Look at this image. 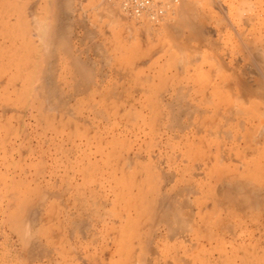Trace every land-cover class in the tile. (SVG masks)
I'll use <instances>...</instances> for the list:
<instances>
[{
	"label": "rangeland",
	"instance_id": "374dc122",
	"mask_svg": "<svg viewBox=\"0 0 264 264\" xmlns=\"http://www.w3.org/2000/svg\"><path fill=\"white\" fill-rule=\"evenodd\" d=\"M157 1L0 0V264H264V0Z\"/></svg>",
	"mask_w": 264,
	"mask_h": 264
},
{
	"label": "built area",
	"instance_id": "2783aa9c",
	"mask_svg": "<svg viewBox=\"0 0 264 264\" xmlns=\"http://www.w3.org/2000/svg\"><path fill=\"white\" fill-rule=\"evenodd\" d=\"M117 3L121 14L132 19L145 18L150 22H156L164 13L157 0H117Z\"/></svg>",
	"mask_w": 264,
	"mask_h": 264
},
{
	"label": "bare ground",
	"instance_id": "6f19581e",
	"mask_svg": "<svg viewBox=\"0 0 264 264\" xmlns=\"http://www.w3.org/2000/svg\"><path fill=\"white\" fill-rule=\"evenodd\" d=\"M65 10H66V9H65ZM65 10H64V11H65ZM66 12H67V11H66ZM67 20H68V19H67ZM32 21H33V20H32ZM88 34H89V33H88ZM242 36H243V35H242ZM255 39H257V38H255ZM45 40H46V39H45ZM259 41H261V40L259 39ZM242 42H243V41H242ZM242 42H240L239 44H242ZM255 43H256V42H255ZM241 46H242V45H241ZM262 46H263V45H262ZM242 47L245 48L246 45H245V47H244V46H242ZM257 47H258V46H257ZM238 48H239V47H238ZM243 50H244V49H243ZM239 51H240V50H239ZM247 51H248V50H247ZM255 51H256V50H255ZM258 51H259V50H258ZM244 52H246V51H244ZM249 52H250V50H249ZM46 53H47V52H46ZM259 53H260V52H259ZM249 54H250V53H249ZM260 54H261V53H260ZM242 55H243V54H242ZM247 55H248V52H247V54H246V57H247ZM244 57H245V56H244ZM259 57H260V59L258 58V60H260L259 62H261V56H259ZM252 58H253V57H252ZM252 58H251V59H252ZM216 59H217V58H216ZM248 59H249V57H248ZM251 59H250V60H251ZM255 59H256V58H255ZM237 60H238V59H237ZM237 60H236V61H237ZM252 60H253V59H252ZM256 60H257V59H256ZM258 60H257V61H258ZM262 60H263V58H262ZM238 61H240V60H238ZM238 61H237V62H238ZM253 61H254V60H253ZM219 62H220V61H219ZM242 62H243V61H242ZM234 63H235V61H234ZM244 63H245V62H243V64H244ZM247 63H248V61H247ZM221 64H222V63H221ZM228 64H229V63H228ZM237 64H238V63H237ZM249 64H251V63H249ZM254 64H255V63H254ZM222 65H224V64H222ZM225 65H227V64H225ZM229 65H230V64H229ZM232 65H234V64H232ZM244 65H245V64H244ZM258 65H260V64L257 63V66H258ZM261 66H262V65H261ZM231 67H232V66H231ZM248 67H249V66H248ZM248 67H247V68H248ZM262 67H264V66H262ZM262 67H261V68H262ZM222 68H224V67H222ZM257 68H258V67H257ZM217 69L220 70L219 67H218ZM245 69H246V67H245ZM263 69H264V68H263ZM263 69H259V70H263ZM232 70H233V69H232ZM253 70H254V68H253ZM222 71H223V70H222ZM263 71H264V70H263ZM233 72H234V71H233ZM253 72H254V71H253ZM253 72L250 71V74H251V75H254ZM255 72H256V71H255ZM217 73H218V72H217ZM221 73L223 74V72H221ZM224 73H225V72H224ZM231 73H232V72H231ZM232 74H233V73H232ZM247 74H248V73H247ZM216 75H217V74H216ZM228 75H229V74H228ZM234 75H235V74H234ZM242 75H243V74H242ZM242 75H241V76H242ZM217 76H218V75H217ZM229 76L231 77V75H229ZM229 76H228V77H229ZM256 76H257V75H256ZM256 76H255V78H256ZM225 77H226V75H225ZM228 77H227V80H224V83H225L226 81L228 82ZM235 77H236V76H235ZM235 77H233V78H235ZM215 78H216V77H215ZM219 78H221V77H219ZM222 78H223V76H222ZM231 78H232V77H231ZM233 78H232V79H233ZM229 79H230V78H229ZM232 79H231V80H232ZM221 80H222V79H221ZM253 80H254V77H253ZM232 81H234V80H232ZM232 81H230V82H232ZM241 81H242V80H241ZM208 82H209V81H208ZM230 82H228V83H230ZM247 82H249V81H247ZM221 83H222V82H221ZM232 83H233V82H232ZM243 83H244V82H243ZM209 84H210V83H209ZM236 84H238V83H236ZM240 84H241V83H240ZM248 84H249V83H248ZM218 86H219V85H218ZM218 86H217V87H218ZM227 86H228V85H227ZM232 86H233V85H232ZM245 86H246V85H245ZM247 86H248V85H247ZM220 87H221V85H220ZM248 87H249V86H248ZM223 88H224V87H222V90H223ZM226 88H227V87H226ZM236 88H237V86H236ZM238 88H239V87H238ZM227 89H228V88H227ZM231 89H232V88H231ZM247 89H248V88H246V91H245L246 94H247V91H248V92H249V91H250V92L252 91V90H250V89H248V90H247ZM215 90H216V89H215ZM229 90H230V88H229ZM229 90H228V93H229ZM216 91H218V89H217ZM252 92H253V94H257V93H259V91H254V89H253ZM252 92H251V93H252ZM225 93H226V92H225ZM251 93H250V94H251ZM248 94H249V93H248ZM248 94H247V95H248ZM245 96H246V95H245ZM263 96H264V94H263ZM250 97H251V95H250ZM263 98H264V97H263ZM243 99H244V98H243ZM260 100H261V99H260ZM263 101H264V100H263ZM232 104H233V103H232ZM258 107H259V106H258ZM261 108H262V107H261ZM250 110H251V108H250ZM255 112L258 113L257 110L252 111V113H255ZM256 113H255V114H256ZM260 116H261V115H260ZM263 116H264V114H263ZM263 116H262V118H263ZM253 117H254V116H253ZM260 118H261V117H260ZM256 138H257V137H256ZM250 143H251V142H250ZM258 146H259V145H258ZM254 154H255V153H254ZM241 169H242V168H241ZM245 183H246V182H245ZM246 184H248V181H247ZM221 189H222V188H221ZM221 189H220V190H221ZM221 191H222V190H221ZM219 192H220V191H219ZM184 202H187V201H184ZM227 203H228V202H227ZM183 204H184V203H183ZM186 205H187V204H186ZM186 209H187V208H186ZM177 214H178V213H177ZM180 218H181V217H180ZM187 218H188V217H187ZM182 219H183V218H182ZM180 220H181V219H180ZM184 220H185V218H184ZM185 221H186V220H185ZM188 221H189V220H188ZM188 221H187V222H188ZM190 221H191V220H190ZM170 222H171V221H170ZM183 222H184V221H183ZM184 225H185V224H184ZM186 225L188 226V224H186ZM189 225H190V224H189ZM175 226H176V225H175ZM179 226H180V225H179ZM216 226H217V225H216ZM188 227H189V226H188ZM184 229H185V228H184ZM183 231H184V230H183Z\"/></svg>",
	"mask_w": 264,
	"mask_h": 264
}]
</instances>
